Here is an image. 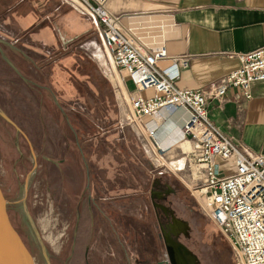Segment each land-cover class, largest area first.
Segmentation results:
<instances>
[{
  "label": "crops",
  "instance_id": "crops-1",
  "mask_svg": "<svg viewBox=\"0 0 264 264\" xmlns=\"http://www.w3.org/2000/svg\"><path fill=\"white\" fill-rule=\"evenodd\" d=\"M108 6L142 49L166 46L169 57L159 66L178 85L206 93L214 124L240 147L264 153V80L251 85V96L238 85L211 94L239 65L238 53L264 48V0H109ZM100 26L72 0H0V108L7 121L33 149L36 169L37 143H72L74 169L80 154L90 201L99 208L98 221L89 214L88 260L90 241L98 239L102 264H165L167 256L171 263L166 234L179 264H236L232 244L189 185L154 164L126 118L129 98L154 90H138L126 69L104 61L101 50L110 55ZM178 55L189 63L171 59ZM189 112L162 109L142 119L157 127L169 157L181 153Z\"/></svg>",
  "mask_w": 264,
  "mask_h": 264
},
{
  "label": "built area",
  "instance_id": "built-area-1",
  "mask_svg": "<svg viewBox=\"0 0 264 264\" xmlns=\"http://www.w3.org/2000/svg\"><path fill=\"white\" fill-rule=\"evenodd\" d=\"M108 1L74 0L81 11L101 24L104 48L116 65L127 70L137 89L154 90L151 95L137 94L129 98L128 120L139 127L141 134L143 130L146 133V128L150 136L148 139L144 135L146 143L150 147L152 141L156 144L153 160L160 163L163 157L167 158L170 146H163L155 135L156 129L142 119L162 109L175 111L186 107L190 110L182 125L180 141H190V147L187 150L181 147V151L189 161L191 190L203 211L229 239L236 264H264V153L240 147L214 124L206 93L199 88L178 85L159 66L160 60L169 57L166 46L149 51L142 49L133 35L120 28ZM237 56L239 65L224 75L221 86L212 89V96L222 95L229 85L241 86L246 96H251V85L264 80V48L240 52ZM171 59L183 66L189 63L186 55ZM222 161L228 165L224 166ZM227 169L233 171L227 172ZM165 259V264H171L168 256Z\"/></svg>",
  "mask_w": 264,
  "mask_h": 264
},
{
  "label": "rangeland",
  "instance_id": "rangeland-1",
  "mask_svg": "<svg viewBox=\"0 0 264 264\" xmlns=\"http://www.w3.org/2000/svg\"><path fill=\"white\" fill-rule=\"evenodd\" d=\"M72 1L78 8L74 0ZM101 55L104 61L106 57L114 62L102 50ZM112 77L115 81L119 80L118 74H112ZM3 100L4 97L0 95V102ZM126 118L128 119V115ZM132 124L137 128L135 123ZM141 137L148 142L144 135L141 134ZM145 145L149 153L150 145ZM181 146L183 149L187 148L186 145ZM35 148L40 164L37 169L34 168L33 149L22 143L18 130L0 113V183L9 200V211L35 253L38 264L104 263V245L98 239L90 241L89 260L86 257V237L91 228L89 214L98 221L99 208L92 206V200L90 201L87 189L89 179L78 160L81 158L80 154H75V164L78 162V166L74 169L72 143H37ZM170 153L172 151L166 155L167 159L160 162L167 165H160L159 161L152 159L154 164L160 169L170 168L176 172L191 189L193 183L184 173L189 172L186 156L181 151L177 159L178 155L169 157ZM223 165L227 166L228 162ZM230 171L233 169H227V172ZM190 174L192 176L191 171ZM37 232L46 244L47 255ZM159 252L166 257L164 251Z\"/></svg>",
  "mask_w": 264,
  "mask_h": 264
},
{
  "label": "water",
  "instance_id": "water-1",
  "mask_svg": "<svg viewBox=\"0 0 264 264\" xmlns=\"http://www.w3.org/2000/svg\"><path fill=\"white\" fill-rule=\"evenodd\" d=\"M0 113L10 120L1 108ZM8 203L9 200L0 183V264H38L35 253L9 211ZM26 211L28 212L27 209ZM38 236L47 255L46 244L39 233ZM162 237L171 263L179 264L172 241L166 234Z\"/></svg>",
  "mask_w": 264,
  "mask_h": 264
},
{
  "label": "bare ground",
  "instance_id": "bare-ground-1",
  "mask_svg": "<svg viewBox=\"0 0 264 264\" xmlns=\"http://www.w3.org/2000/svg\"><path fill=\"white\" fill-rule=\"evenodd\" d=\"M184 108H186V107H184ZM180 109V108H179ZM188 109V108H187ZM177 110V109H176ZM173 111V110H172ZM190 111V110H189ZM174 112V111H173ZM189 115H190V112H189ZM189 115H188V117H189ZM187 117V118H188ZM186 118V119H187ZM172 119V118H171ZM185 119V120H186ZM154 121H156V120H154ZM185 122V121H184ZM136 125V124H135ZM183 125V124H182ZM137 126V125H136ZM150 127H152L151 125H149ZM141 127V126H140ZM154 128L156 129V133H155V135H156V137H157V139L160 141V139H159V137H158V134H157V127H155L154 126ZM137 129L139 130V127L137 126ZM143 129V128H142ZM145 129V131H146V133L144 132V130L143 131H141L142 132V134L143 135H146L147 136V138L148 139H150V136H149V134H148V132H147V130H146V128H144ZM181 132H182V136H183V129L181 128ZM160 143L163 145V143L160 141ZM180 143H182L183 145H186V149H183V150H187L189 147H190V141L188 140V139H183V140H181L180 141ZM152 145L153 146H151L150 148H149V153H150V157L153 159V156H155V154H154V151H153V148L154 149H156L157 150V148H156V144H154L153 143V141H152ZM164 146V145H163ZM166 147V146H165ZM169 151L171 152V148H169L168 150H167V153H169ZM167 156H168V154H167ZM166 156V157H167ZM163 159H164V157H163ZM167 159V158H166ZM186 160H187V157H186ZM187 163H188V165H189V161L187 160ZM27 185V184H26Z\"/></svg>",
  "mask_w": 264,
  "mask_h": 264
}]
</instances>
